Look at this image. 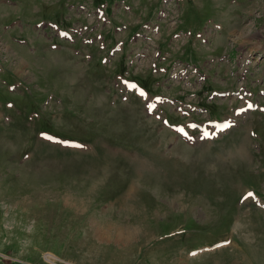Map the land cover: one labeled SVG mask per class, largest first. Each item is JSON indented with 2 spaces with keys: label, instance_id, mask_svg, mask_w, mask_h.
Wrapping results in <instances>:
<instances>
[{
  "label": "rangeland",
  "instance_id": "rangeland-1",
  "mask_svg": "<svg viewBox=\"0 0 264 264\" xmlns=\"http://www.w3.org/2000/svg\"><path fill=\"white\" fill-rule=\"evenodd\" d=\"M0 264H264V0H0Z\"/></svg>",
  "mask_w": 264,
  "mask_h": 264
},
{
  "label": "bare ground",
  "instance_id": "bare-ground-1",
  "mask_svg": "<svg viewBox=\"0 0 264 264\" xmlns=\"http://www.w3.org/2000/svg\"><path fill=\"white\" fill-rule=\"evenodd\" d=\"M207 131V130H206ZM213 136V135H212ZM211 138V137H210ZM247 197V196H246ZM247 199V198H246ZM248 200V199H247Z\"/></svg>",
  "mask_w": 264,
  "mask_h": 264
},
{
  "label": "snow or ice",
  "instance_id": "snow-or-ice-1",
  "mask_svg": "<svg viewBox=\"0 0 264 264\" xmlns=\"http://www.w3.org/2000/svg\"><path fill=\"white\" fill-rule=\"evenodd\" d=\"M225 127H227V125H225Z\"/></svg>",
  "mask_w": 264,
  "mask_h": 264
}]
</instances>
